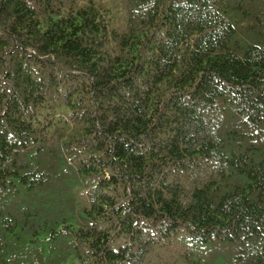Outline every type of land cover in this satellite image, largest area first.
Here are the masks:
<instances>
[{
    "label": "trees",
    "instance_id": "1",
    "mask_svg": "<svg viewBox=\"0 0 264 264\" xmlns=\"http://www.w3.org/2000/svg\"><path fill=\"white\" fill-rule=\"evenodd\" d=\"M168 246L264 264V0H0V264Z\"/></svg>",
    "mask_w": 264,
    "mask_h": 264
},
{
    "label": "rangeland",
    "instance_id": "2",
    "mask_svg": "<svg viewBox=\"0 0 264 264\" xmlns=\"http://www.w3.org/2000/svg\"><path fill=\"white\" fill-rule=\"evenodd\" d=\"M87 1V0H83ZM94 1H102L104 2L107 6H113L118 0H94ZM170 247L168 246L167 252L164 251V249H157L154 248L149 255V259L147 264H166L170 260Z\"/></svg>",
    "mask_w": 264,
    "mask_h": 264
}]
</instances>
